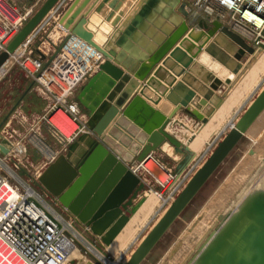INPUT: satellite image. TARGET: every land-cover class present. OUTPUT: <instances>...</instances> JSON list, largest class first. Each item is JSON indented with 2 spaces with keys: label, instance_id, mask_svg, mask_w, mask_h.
Returning <instances> with one entry per match:
<instances>
[{
  "label": "water",
  "instance_id": "obj_1",
  "mask_svg": "<svg viewBox=\"0 0 264 264\" xmlns=\"http://www.w3.org/2000/svg\"><path fill=\"white\" fill-rule=\"evenodd\" d=\"M29 1L35 2L37 0ZM38 1H43L41 7L26 21L8 43L6 50L0 53V70L11 61L12 56L25 45L38 26L60 2V0ZM109 1L104 0L97 10L98 13H101L104 5ZM158 1L149 0L145 3L140 15L121 34L116 42V46L122 49L120 52L108 48L107 45H100L94 40V33L86 28L90 12H85L76 23V18L81 11L77 12L67 22H61V25L69 31L68 36H75L83 40L104 57L99 70L84 86L81 94L78 96V102L90 112L87 127L95 138L91 139L89 150L87 149L76 162L78 167L67 160V155L83 136L77 138L74 141L75 143L73 142L69 145L67 155H60L40 176L38 182L35 183L43 192L57 197L82 223L88 227L93 224L91 230L98 236H102L112 223L120 216H124L110 229L106 237H102L103 242L107 245L112 242L128 223L129 217L124 212L128 215L133 214L138 209V206L134 205V201L141 194L148 191L149 188L136 172L127 167L125 162L102 142L106 134H109L111 138L118 141L120 135H123L130 141L136 140V145H132L131 147V153L137 158L138 163L146 162L165 143H170L177 153L184 155V158L177 164L174 170L177 178L186 171L196 157L188 144L182 143L166 131L178 112L184 111L192 116L195 115L192 111H189V107L197 95L195 91L190 90L183 100L178 103H175L168 97V100L174 105V109L167 116H163L153 128L148 127L150 118L145 121L138 120L130 112V108L134 102H140L146 109V112L154 111V108L148 106L144 101L146 96L145 91L152 88L155 78L158 79L157 74L154 73V69L167 56L182 65L181 72L176 75V77H181L199 54L188 56L191 52L190 49L182 48L185 42L182 41L185 37L191 40V37L187 35L191 23H195L198 15H195L192 10L190 12L187 3L182 0H172L171 6L175 9L178 8V12L184 18L183 29L173 37L170 36L168 38V41L164 43L158 52L159 55L154 57L153 54L149 59L145 57L139 58V63L143 64L149 61L151 66L147 68H139L138 64L132 66L131 59L127 58L130 50L128 51L126 42L131 37L134 29L138 27L142 18L148 15V12ZM109 8L113 12L108 16L107 21H111L114 16L113 13L118 11L119 6L113 3ZM69 15L70 12L66 14L64 20ZM116 24L117 20L113 25L115 26ZM198 26L200 29L206 30L208 41L219 33L231 38L240 47L236 56L237 59H241L245 55V52H253V47L243 37L225 26L219 18L202 19L199 21ZM203 47L202 44L198 46L199 51ZM186 56L189 57V60L182 64V60ZM167 61L164 60V66H167ZM117 65H121L123 69L117 67ZM169 70L173 71L172 68ZM102 76H109L111 80L114 79V82L109 89L100 92L101 94L99 93L100 95L98 96L101 97H95L93 107L89 106L83 101V98L86 97L97 79ZM126 85H128L127 88ZM219 85H221L220 82L216 80L210 86L209 94L204 95L199 100L198 107L207 105L213 93L218 90ZM139 88L140 96H134ZM177 89L178 87L176 86L173 92ZM159 97L161 98L162 96ZM151 101L154 103V100L151 99ZM159 102L156 101L155 104L158 105ZM263 113L264 89L237 120L235 126L221 137V141L216 144L211 155L191 176L184 188L171 202L170 206L167 207L168 209L162 218L146 235L126 264H141L146 259L213 175L242 143ZM130 128L131 130H129ZM139 130L142 133H139ZM4 141V145L0 147V150L2 155H7L9 148L5 147L7 140ZM191 141L192 139L188 143ZM121 143L127 146L126 143L122 141ZM258 151V145H253L248 150V155L255 156ZM187 257L184 264H264V188L251 190L242 198L235 210L220 216V218L218 217V220L214 222L213 227L208 230L203 240ZM87 264L93 263L88 262Z\"/></svg>",
  "mask_w": 264,
  "mask_h": 264
},
{
  "label": "crops",
  "instance_id": "obj_2",
  "mask_svg": "<svg viewBox=\"0 0 264 264\" xmlns=\"http://www.w3.org/2000/svg\"><path fill=\"white\" fill-rule=\"evenodd\" d=\"M97 1L60 0L56 8L44 19L25 45L22 46L12 58H15L21 53H27L34 58L41 59L43 62L50 60L59 49H61L64 40L69 35V31L61 25V22H67L79 11H81V13L76 18L75 23L80 20L85 12H90L87 18L86 28L94 33V40L98 44L107 45L108 48L114 49L117 52L122 51V49L116 46L117 40L120 38L121 34L132 25L135 19L140 15L141 9L145 6V3L149 0H110L104 5L101 13H98L97 10L103 4L104 0H99L98 3H96ZM182 1L187 3L188 10L190 11L191 2L193 3L194 0ZM113 3H116L119 9L113 13L114 16L111 21H107L108 16L113 12L109 8ZM172 3V0H159L150 12H148V15L142 18L138 27L134 29L131 37L126 42L128 51L130 50L129 54H126L127 58L131 59L132 66L137 64L139 68L151 66L149 61L143 64L139 63V58L145 57L149 59L153 54L154 57L159 55L158 52L161 50L164 43L168 41V38L170 36L173 37L183 29L184 18L178 12V8L175 9L171 6ZM42 4L43 1L38 0L35 2H30L29 0H7L6 9L9 13L8 17L10 21L13 22L17 18L25 16L27 13H31L32 15ZM91 6L92 8H90ZM69 12L70 15L64 20L66 14ZM193 13L198 15V20L196 21L205 19L204 16L197 14L195 10H193ZM116 20L117 24L114 26L113 23ZM221 35L222 36H220L219 33L208 41L205 29H190L187 36H190L191 40H194L191 41L185 37L182 41H185L182 48L187 50L190 49V51L192 49L188 56L199 53L197 58L181 77H176V75L181 72L182 65L176 63L175 60L167 56L166 59H164L168 60L167 66L163 65V60L154 69V73H156L158 77V79H154L152 86L154 89L151 88L145 91V103L154 108V111L162 113V116H167L174 109V105L168 100V97L175 103H178L183 100L184 96L190 90L195 91L197 94L189 107V111H192L195 115L192 116L184 111H180L166 129L169 134L176 137L182 143L188 144L190 150L196 155L184 174H187L196 165H198L197 168L203 165L211 155L207 156L209 150L221 141V137L225 135L224 133L229 128V125L237 122L264 89V49L250 44V46L253 47V52H245V55H243L241 59H237L236 56L240 50L239 45L228 36L224 34ZM219 37L223 41H221ZM201 44L204 47L199 51L198 46H201ZM188 60L189 57H184L182 64ZM117 67L123 69L121 65H117ZM171 68L173 69L172 72L169 70ZM96 73L88 79H91ZM88 79L80 85L78 90L83 89ZM216 80L221 84L218 86V90L213 93L206 106L198 107L199 100L204 97V95L209 94L210 86ZM172 84H174L173 87H171ZM176 86L178 89L173 92ZM127 87L128 85H126V88ZM77 91L75 94H77ZM159 96L162 97L160 98ZM151 99L154 100V103L151 102ZM156 101L159 102L158 105L155 104ZM53 103L52 98L41 89L37 81L28 76L17 64L10 61L4 65L0 70V147L4 145V140H7L5 147L7 146V148H9V152L16 148V146H21L25 150L30 146L36 147L41 140H48L47 128L44 122ZM81 106L85 108L82 104ZM89 114L90 112L87 111L85 115H82V117L80 116V124L82 127H85V129L79 137L84 136V134L88 132L90 139H92L95 138V136L87 127ZM129 130H131V128ZM139 131V133H142L141 130ZM31 133H33V135H31ZM28 135L31 136L27 137ZM119 138V141L114 140L109 134H106L102 142L105 143L114 154L118 155L120 159L125 162L127 167L132 169L138 164L137 158L131 153V147L132 145H136V140L130 141L123 135H120ZM190 139H192V141L188 143ZM121 141L126 143L129 147L122 144ZM197 141H201L202 143V148L198 152L194 148ZM67 146L63 147L64 151H67ZM67 153L64 155H67ZM0 154H2L1 150ZM154 154V159L159 162H161V159L163 161L168 160L169 162L166 164L169 165L170 168L164 166L163 163L161 164H163L165 170L173 172L177 164L184 158V155L177 153L170 143H165L162 148ZM137 174L147 184L149 190L141 194L138 199L134 201V205L138 206V209L133 214L128 215L124 212V214L129 217L128 223L109 245L103 242L102 237H106L110 229L124 216H120L112 223L110 227L104 231L102 236H98L92 232L91 227L93 224L88 227L78 218L75 219L78 227L82 229L81 233L89 240L88 245L91 247L93 245L92 248L97 251L98 255L96 256L111 257L120 253V256H124L122 253H124L129 246L131 247L134 245L144 232L150 228L148 231L149 233L168 209V206L165 208L162 207L158 196L155 195L153 190H157L158 188L153 185L152 179L148 178L145 173L138 172ZM149 195L153 197V200L148 203ZM70 213L72 214V212ZM199 226L204 229L205 225ZM200 227L198 228L200 229ZM132 232L133 235H131ZM148 233H146V235ZM124 242H127V245L121 249ZM154 249L141 264H154V259L152 258V256H154ZM74 251L77 252L78 249L75 248L73 253ZM88 262L90 261L86 259L85 263H83L87 264Z\"/></svg>",
  "mask_w": 264,
  "mask_h": 264
},
{
  "label": "built area",
  "instance_id": "obj_3",
  "mask_svg": "<svg viewBox=\"0 0 264 264\" xmlns=\"http://www.w3.org/2000/svg\"><path fill=\"white\" fill-rule=\"evenodd\" d=\"M6 2L0 0V53L6 50L8 43L33 15L27 13L11 22ZM194 3L199 13L209 19L219 18L249 44L264 49V0H195ZM102 57L83 40L68 36L61 49L47 62L27 53L11 59L52 98L54 103L48 112L49 119L46 115L45 121L51 124L59 142L66 146L85 129L80 124L78 104L69 100L80 85L99 70ZM64 117L77 127H68ZM19 150L22 151L18 152L20 154L24 151L21 146H16L7 155L0 154V264H66L76 248L74 238L68 235L72 225L53 215L34 188L25 183H13L14 175L6 165L16 159L15 154ZM151 161L165 172L166 180L146 168ZM197 167L177 178L174 172L165 170L163 164L152 156L132 170L145 173L163 189L173 181L165 193H161L159 188L154 191L165 208Z\"/></svg>",
  "mask_w": 264,
  "mask_h": 264
},
{
  "label": "rangeland",
  "instance_id": "obj_4",
  "mask_svg": "<svg viewBox=\"0 0 264 264\" xmlns=\"http://www.w3.org/2000/svg\"><path fill=\"white\" fill-rule=\"evenodd\" d=\"M194 2H191L190 5L192 11L195 10V12H197L201 16H204L205 19H209L207 16L201 14V12L199 13L196 10ZM199 21L191 23L190 29L199 28ZM89 80L90 79H88L87 82H89ZM152 89L154 88L152 87ZM81 92L82 89H79L77 91V94H74V96L70 98L69 102L78 103L81 112L80 116L82 117V115H85V112L89 110L83 108L78 102V96L81 94ZM138 95L140 96V90L137 91L134 96ZM49 116L50 114H47L46 119H49ZM44 124H46L45 127L47 128L48 140H41V142L39 141L40 143L36 147L30 146L26 148L23 153H21L22 156L20 153H18L22 151H17V153L15 154V156H17L16 159L14 161L12 159L11 162L7 163L6 166L11 169V172L14 175V178L12 179L13 183H25L34 188V190L38 194L40 193L41 199L43 200L45 205L48 206L49 210L53 215L72 225V227L68 229V235L71 238H74L78 251L75 255L72 254L73 252L71 253L72 256L70 255L71 258L68 259V262H66V264H82L83 262L85 263L86 259L87 261H92L93 264H105V261L113 264H125L127 260L130 259L131 254L139 246L140 242L143 240L150 228L146 232H144V234L135 242L134 245H132L131 247L129 246L127 250L122 253L124 254V256H120L121 253L111 257L100 255L96 256L98 255L97 251L92 248V244V247L88 245L89 240L84 234L81 233L82 229H80L76 224L75 219H77V217L72 215L68 208H66L57 197L48 195L42 190L36 188L38 186L35 182H38V179L46 171V169L50 167V165L53 164L61 154L67 153V151H64L63 149V147H66V145L59 142V136L53 132L54 129L51 124L46 121L44 122ZM73 126L74 129L77 127L76 125ZM253 131V133H248L246 135L242 143L233 151V153L228 157L224 164L213 175V177L209 180L206 186L199 193V195L194 199L192 204L187 208L185 213L181 216L180 219L177 220V222L173 225L170 231L161 240L159 245L154 249V256H152V258L154 259V264H184V261H186V259L188 258L187 256L199 245L208 230L213 227V225L211 224H213L214 219L219 217V214L228 208V205L231 203V201H234L235 197H239L240 194L242 197L245 194L243 192V189L245 187H248V190L251 187L250 185L252 182H259L261 179L264 181V115L262 119H260L258 126H256ZM31 135H33V133H31ZM31 135H28L27 137H30ZM256 144L259 147V151L256 153L255 156L248 155V150ZM214 148L215 147L209 150L207 156L211 154ZM160 161L164 164V166L170 168V166L166 164L169 162L168 160L163 161L161 159ZM76 165L78 167V164ZM154 166V172L156 171L158 174L162 175L161 173L164 171L158 168L155 164ZM163 177V180L167 179L166 174L163 175ZM152 181L153 185L156 188H159L161 193H165L166 189L173 182L171 181L166 186V189H163L159 187V185H157L154 180ZM185 184L186 182H184L183 185ZM223 191L225 192L222 197H220V199L218 200V203L211 208L210 212H208L212 204L215 202L214 200L218 199L216 198L217 195ZM43 193L45 194L43 195ZM236 201H234V206H236L237 202H240L241 200L237 202ZM199 225H205L204 229ZM198 227H200V229Z\"/></svg>",
  "mask_w": 264,
  "mask_h": 264
},
{
  "label": "bare ground",
  "instance_id": "obj_5",
  "mask_svg": "<svg viewBox=\"0 0 264 264\" xmlns=\"http://www.w3.org/2000/svg\"><path fill=\"white\" fill-rule=\"evenodd\" d=\"M222 33H220V36H222L221 35ZM219 39L221 40V41H223L220 37H219ZM92 47V46H91ZM97 51V50H96ZM98 52V51H97ZM99 53V52H98ZM99 54H101V53H99ZM102 55V54H101ZM103 58V60L102 61H104V57H102ZM102 64V63H101ZM106 74V73H105ZM114 82V79L113 80H111V78L109 77V76H102V77H99L98 79H97V81L95 82V84L92 86V88L90 89V91L88 92V94L86 95V97H84L83 98V101L85 102V103H87L89 106H94V101H95V97H101V96H98V95H100L101 93L100 92H104V91H106L107 89H109L110 88V86L112 85V83ZM179 92V91H178ZM100 93V94H99ZM93 95H96V96H93ZM145 95H146V93H145ZM130 112L133 114V116H134V118L135 119H138V120H143V121H145L146 119H148V118H150V120H149V123H148V127H150V128H153V127H155V125L156 124H158V122L163 118V116H162V113H160V112H156V111H152V112H150V111H147L146 112V109L141 105V103L140 102H134L133 104H132V106H131V108H130ZM264 114V113H263ZM263 114L260 116V118L258 119V121L256 122V124L253 126V128L252 129H250V131L248 132L249 134H251V133H253L254 131V129L256 128V126H258V124H259V122H260V119H262V117H263ZM64 119H65V121L67 122V126L68 127H71L72 128V126L74 125L73 123H71L70 122V120H68L67 118H65L64 117ZM152 123V124H151ZM236 123V122H235ZM235 123L234 124H232V125H229V128L227 129V131L224 133V134H226V133H228L234 126H235ZM233 126V127H232ZM73 128H74V126H73ZM200 142V143H199ZM91 143V139H90V137H89V135H88V132H86L85 134H84V136L81 138V140L77 143V144H75L73 147H72V149H71V151H70V153L67 155V160L72 164H76V162L81 158V156L85 153V151L88 149V147H89V144ZM194 148H195V150L198 152V151H200L201 150V148H202V143H201V141H197L196 142V145H194ZM44 149V148H43ZM51 151V150H50ZM206 152V151H205ZM155 155V154H154ZM155 158V157H154ZM146 168L148 169V170H155V166H154V164H153V162L151 161V162H148L147 164H146ZM197 169H199V168H197ZM196 169V170H197ZM196 170H194L192 173L194 174L195 173V171ZM160 172V171H159ZM162 172V171H161ZM155 173H157L156 171H155ZM158 174V173H157ZM162 175H160L162 178V180L164 179V177H163V175H165L164 174V172H162L161 173ZM191 178V177H190ZM257 179V178H256ZM260 180V179H259ZM254 181V180H253ZM187 183V182H186ZM186 185V184H185ZM184 185V186H185ZM251 187L252 186H255V187H250L248 190H247V188L248 187H245L242 191L246 194L248 191L250 192L251 190H253V189H257V188H264V181L261 179L259 182H252L251 183V185H250ZM184 188V187H183ZM182 188V189H183ZM226 191V190H225ZM225 191H223V192H220V194H218L217 195V197L216 198H218V199H215L214 201V203L212 204V206L210 207V209L208 210V212H210V210H211V208L213 207V206H215L217 203H218V200L220 199V197H222V195L224 194V192ZM241 191V192H242ZM240 192V193H241ZM180 193V192H179ZM244 194V195H245ZM243 195V196H244ZM243 196L241 197V194L239 195V197L238 196H236L235 197V199H234V201H236L237 199H239L240 197V199L239 200H237V201H240V200H242V198H243ZM175 199V198H174ZM153 200V197L151 196V195H149L148 196V203L149 202H151ZM234 201H231V203L228 205V208L226 209V210H224V211H222L219 215L220 216H223V215H225V214H228V213H230V212H232L233 210H235V208L237 207V205L240 203V202H237V205L236 206H234ZM173 202V201H172ZM171 204V203H170ZM170 204H169V206H170ZM209 215V214H208ZM220 216H219V218H220ZM218 218V217H217ZM217 218H215L214 219V222L215 221H217ZM207 219V218H206ZM214 222H213V224H211V225H214ZM131 235H133V232L131 233ZM127 242H124L123 244H122V246H121V249L125 246V245H127L126 244ZM74 255L76 254V252L74 251V253H73ZM80 256V255H79ZM129 257V256H128ZM69 258H71V256L69 257ZM128 261V260H127ZM107 264H113V263H110V262H107V261H105ZM104 262V263H105ZM105 263V264H106ZM127 263V262H126ZM125 263V264H126Z\"/></svg>",
  "mask_w": 264,
  "mask_h": 264
},
{
  "label": "flooded vegetation",
  "instance_id": "obj_6",
  "mask_svg": "<svg viewBox=\"0 0 264 264\" xmlns=\"http://www.w3.org/2000/svg\"><path fill=\"white\" fill-rule=\"evenodd\" d=\"M37 189L41 190L40 188L36 187Z\"/></svg>",
  "mask_w": 264,
  "mask_h": 264
}]
</instances>
